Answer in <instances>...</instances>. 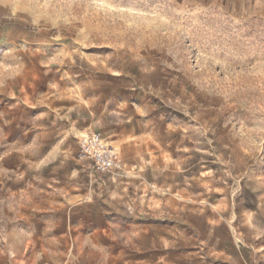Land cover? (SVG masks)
<instances>
[{"label":"crops","instance_id":"obj_1","mask_svg":"<svg viewBox=\"0 0 264 264\" xmlns=\"http://www.w3.org/2000/svg\"><path fill=\"white\" fill-rule=\"evenodd\" d=\"M159 73L144 87L140 76L105 73L85 81L76 102L12 109L0 157V264H264L255 220L264 211L243 217L233 200L210 206L190 189L233 185L250 168L235 163L233 176V160L207 164L205 112L191 120L188 81ZM89 131L117 149L125 177L76 159L77 137Z\"/></svg>","mask_w":264,"mask_h":264},{"label":"rangeland","instance_id":"obj_2","mask_svg":"<svg viewBox=\"0 0 264 264\" xmlns=\"http://www.w3.org/2000/svg\"><path fill=\"white\" fill-rule=\"evenodd\" d=\"M157 70L188 81L191 120L205 112L207 164L233 160V176L235 163L250 168L249 179L191 185V194L210 206L233 200L255 218L264 211V0H0V157L13 108L76 102L85 81L105 73L148 86Z\"/></svg>","mask_w":264,"mask_h":264},{"label":"built area","instance_id":"obj_3","mask_svg":"<svg viewBox=\"0 0 264 264\" xmlns=\"http://www.w3.org/2000/svg\"><path fill=\"white\" fill-rule=\"evenodd\" d=\"M78 161L88 160L93 170L125 177L123 161L115 147L110 145L97 131L80 133L77 137Z\"/></svg>","mask_w":264,"mask_h":264},{"label":"bare ground","instance_id":"obj_4","mask_svg":"<svg viewBox=\"0 0 264 264\" xmlns=\"http://www.w3.org/2000/svg\"><path fill=\"white\" fill-rule=\"evenodd\" d=\"M117 175V174H116Z\"/></svg>","mask_w":264,"mask_h":264}]
</instances>
